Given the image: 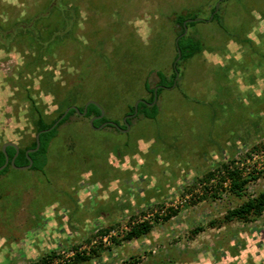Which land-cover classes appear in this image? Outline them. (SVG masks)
I'll return each instance as SVG.
<instances>
[{
	"label": "rangeland",
	"instance_id": "1",
	"mask_svg": "<svg viewBox=\"0 0 264 264\" xmlns=\"http://www.w3.org/2000/svg\"><path fill=\"white\" fill-rule=\"evenodd\" d=\"M186 12L203 48L178 85H157L155 118L116 131L71 115L44 172L0 175V264H264V211L223 221L241 198L221 176L235 167L247 194L264 189V0H0L1 27H16L0 34V146L35 136L33 103L50 121L93 99L123 122L153 70L172 72Z\"/></svg>",
	"mask_w": 264,
	"mask_h": 264
},
{
	"label": "trees",
	"instance_id": "2",
	"mask_svg": "<svg viewBox=\"0 0 264 264\" xmlns=\"http://www.w3.org/2000/svg\"><path fill=\"white\" fill-rule=\"evenodd\" d=\"M215 6H213L211 8V13L214 12ZM196 14H191L190 12H186V13H177L174 16V23L178 26V30L176 32V37H178L177 40V46L180 49L181 55L180 58L176 61L175 65H174V60L177 56V47H176V43L174 42L175 45V55H174V59L172 62V72L170 73V75H167L164 71H162L161 69H156L153 70L157 79L154 85H150V82L148 80V78H146L143 82L144 84V89L149 92V97L145 99V101H139L137 104V112L135 115L127 118L126 120L131 123V119L138 117V116H145L148 117L150 119H153L156 117L158 111H159V106L157 103V98H158V94H160V91L162 88H164L163 86H157L159 84H163L164 86H173L174 84L178 85V82L180 80L181 75H177L176 77V70L179 72V68L178 66L181 64V62L187 60L188 58H191L193 55H195L196 53H198L199 51L202 50L203 48V43L200 40V38L198 36L195 35H191L188 33H183L184 31V26H183V21L187 18V17H195ZM218 16V12L213 13V17H217ZM212 17V18H213ZM196 21L198 20H191L189 22H186V27L188 26V24H194ZM14 28L16 27H9V28H3L1 27L0 24V34H11L12 31L14 30ZM176 69V70H175ZM175 81V83H174ZM157 86L156 89V94H157V98L155 100V102L153 104H149L150 102L153 101L154 98V93H153V88ZM134 104L129 106V110L127 112L128 113H132L134 110L133 107ZM69 106L66 105V107ZM33 107L35 109V111L37 112V116L34 120V130L35 132H38L42 129L48 128L50 127L53 122L59 117V115L63 112L60 111L59 114L51 119L50 121H47L41 111L38 109V107L33 103ZM78 109L80 111H82L83 109V104L82 105H78L77 106ZM100 113V109L97 105H95L94 103H89L87 105L86 108V112L84 115H79L75 109L70 108L68 110V112L49 130L46 131H41L39 133V147L32 151L29 152V156L32 159V164L30 166V168L28 169H33V170H38L41 172H44V167L46 165L47 162V158H48V152H49V146L51 144V142L53 141L54 137L57 135V131L58 128L61 124L65 123L66 121L69 120L71 115H75L76 117H87L90 118L93 115H97ZM108 120L107 117L105 115H103L102 117L99 118H95L93 120V125H99L101 124L103 121ZM120 127H125L124 122H120V124L118 123L119 121L114 120ZM104 127H111L113 129H115L116 131H120L117 129L116 126L112 125V124H105ZM36 144L35 142V136L30 140V142L26 145H18L19 150L17 155L14 158V163L16 165H25L28 163V159L26 157L25 151L27 148H32L34 147ZM2 145V144H1ZM6 153L8 155L9 160L11 159V157L13 156L14 152H15V148L12 145H7L6 146ZM4 162V153L1 149L0 146V165ZM223 169H224V173H222V178H227L228 179V191L229 193H231L234 196H237L240 199V202H238L237 204L233 205L232 207H229L226 209L222 220L223 221H228V220H232V219H241V220H249V219H253L257 216H259L263 211H264V189H261L259 191H257L254 194H247L246 193V184L249 180V177H244L241 175V171L235 167L233 168H229L227 165H222ZM12 166L10 165V163L8 162L6 164V166L2 169H0V175L7 172L9 168H11ZM220 170V169H219ZM214 175V172L210 171L208 172L207 176H206V180H208L209 178H211ZM151 224L147 221V220H143L140 221L134 225H132L128 231H126L125 233V238H132V237H137L140 236L146 232H148L150 230ZM88 256L87 255H83V254H79V253H75L73 255V262L74 261H80L83 259H87ZM27 264H48V255H42L40 256V258H38L37 260H33L30 261Z\"/></svg>",
	"mask_w": 264,
	"mask_h": 264
},
{
	"label": "water",
	"instance_id": "3",
	"mask_svg": "<svg viewBox=\"0 0 264 264\" xmlns=\"http://www.w3.org/2000/svg\"><path fill=\"white\" fill-rule=\"evenodd\" d=\"M217 7H218V2H217L216 5H215L214 12L217 10ZM211 17H212V14L210 15V18H211ZM199 19H200V18H198V17L187 18V19H185V20L183 21L184 31H183L182 34L186 33V22H189V21H191V20H194V21H195V20H199ZM177 40H178V37H176V39H175V43H176V47H177V48H176V49H177V56H176V58H175V60H174V65H175L176 61L180 58V55H181L180 49H179V47L177 46ZM175 70H176V69H175ZM177 75H178V71L176 70V77H177ZM174 83H175V81H174ZM156 89H157V87L154 88V90H153V92H154V98H153V101L150 102L149 104H153V103L155 102L156 98H157ZM139 101H145V100H143V99H141V98L137 99V100L134 102V105H133V107H134L133 112L124 115V117H123V122H124V124H125V127H120V126H119L116 122H114L113 120H105V121H103V122L100 124V127H102V126L105 125V124H112V125L116 126L118 130H120V131H126V130L128 129V127H129V123H128V121H127L126 119L136 114V112H137V104H138ZM89 103H94V104L97 105V106L99 107V109H100V113H99V114H97V115H93V116H91V117L89 118V124H90L92 127H94V125H93V120H94L96 117H97V118L102 117V116H103V113H104V112H103V108L100 106V104H99L97 101H95V100H93V99H88V100L85 101V103L83 104V109H82V111H80V110L78 109V107L75 106V105H69V106H67V107L63 110V112L59 115V117L53 122V124H52L50 127L45 128V129H42V130H40V131H38V132L35 133V142H36L35 146L32 147V148H27L26 151H25L26 157H27V159H28V163H27V164H25V165H16V164L14 163V158H15V156L17 155L18 150H19L18 145H17L16 143L12 142V141H5V142H3L2 145H1V149H2V151H3V153H4V162L0 165V169L4 168L8 162L10 163V165H11L12 167H14V168H16V169H27V168H30V166H31V164H32V159H31V157L29 156L28 153H29V152H32V151H34V150H36V149L39 147V143H40V142H39V133H40L41 131H46V130H49L50 128H52V127H53V126H54V125H55V124H56V123H57V122H58V121H59V120H60V119H61V118H62V117L68 112V110H69L70 108L75 109V111H76L79 115H84L85 112H86L87 105H88ZM7 145H12V146H14V148H15V152H14V154H13V156L11 157L10 160H9V158H8V155H7V153H6V149H5Z\"/></svg>",
	"mask_w": 264,
	"mask_h": 264
}]
</instances>
